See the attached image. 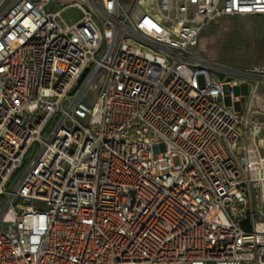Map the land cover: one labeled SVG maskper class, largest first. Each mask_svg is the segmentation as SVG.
I'll return each instance as SVG.
<instances>
[{"label":"built area","instance_id":"obj_1","mask_svg":"<svg viewBox=\"0 0 264 264\" xmlns=\"http://www.w3.org/2000/svg\"><path fill=\"white\" fill-rule=\"evenodd\" d=\"M58 1L0 0V264H264V65L199 50L264 0Z\"/></svg>","mask_w":264,"mask_h":264},{"label":"rangeland","instance_id":"obj_2","mask_svg":"<svg viewBox=\"0 0 264 264\" xmlns=\"http://www.w3.org/2000/svg\"><path fill=\"white\" fill-rule=\"evenodd\" d=\"M60 2L58 0H52L51 5L49 6L50 9L55 10L57 8V5ZM62 19L66 22V24H72L74 23L77 18L79 17V12L76 9L70 8L62 12L61 14ZM264 21V16H244V17H231V18H224L221 19L217 24H213L208 26L206 28L201 37H219L215 43L211 46V48L218 53V56L221 57L223 53L225 67L233 68V69H248L251 67H256V65H246L247 60H250L253 58L255 61H259L264 65V36L259 37L256 34L250 35L249 33H245L240 29H230L227 32H222L221 27L225 25H230L234 23H238L241 21H256V20ZM223 33V35L221 34ZM201 52V51H200ZM201 54L204 56V59L207 60V56L203 52ZM258 59V60H256ZM211 71L214 74V77L218 80H224L228 79L229 77H232L233 75L236 77H243L246 78V76H241L239 74H235L232 70L222 68L216 65H211ZM254 74L259 72H253ZM232 75V76H231ZM249 77V76H247ZM199 82H203V78L201 77ZM264 85L263 83H260L259 86ZM252 89V83L251 84H241L234 88L233 95L237 97H248L250 95ZM89 104L91 105L94 102L95 98V92H90L89 95ZM264 114V108H261ZM260 119H264L263 116H260ZM261 137L264 139V131L261 135ZM174 163L176 164L177 161L174 160ZM44 207V206H42ZM256 213H259L258 210H256Z\"/></svg>","mask_w":264,"mask_h":264},{"label":"crops","instance_id":"obj_3","mask_svg":"<svg viewBox=\"0 0 264 264\" xmlns=\"http://www.w3.org/2000/svg\"><path fill=\"white\" fill-rule=\"evenodd\" d=\"M218 22H214L213 24H217ZM208 28V27H207ZM230 29H240L245 33H249L250 35H257L259 37L264 36V21L261 20H256V21H241L238 23H234V24H230V25H225L221 27V31L222 32H227ZM223 35V33H221ZM202 36V35H201ZM219 37H201L200 39V45H199V50L201 52H203L205 55L207 56V61L211 64V65H216L222 68H226L229 70H232L233 72H238V70H251L254 68H258L260 66H262V63H260L259 61H255L254 56L252 59L247 60V63H245L246 65H256V67H251L248 69H233V68H229V67H225V64L223 63L224 61V56L225 54L223 53V55H221V57L218 56V53H216L211 46L213 45V43H215L217 41ZM258 60V59H256ZM246 97V96H245ZM257 100H255L253 102V105H251V107L253 108V112L254 114L257 113V109L258 108H264V85H261L259 87L258 90V96H257Z\"/></svg>","mask_w":264,"mask_h":264},{"label":"bare ground","instance_id":"obj_4","mask_svg":"<svg viewBox=\"0 0 264 264\" xmlns=\"http://www.w3.org/2000/svg\"><path fill=\"white\" fill-rule=\"evenodd\" d=\"M205 60V59H204ZM206 61V63L207 64H209L210 65V63L207 61V60H205ZM262 69V66H260V67H258V68H254V69H249V70H238V72H240V73H242V74H245V73H248V72H259L260 70ZM260 87V86H259ZM259 87H258V89L257 90H255L254 92H253V95H252V98H251V105L252 106H254L253 105V102L255 101V100H257V96H258V90H259ZM260 144H264V139H262L261 141H260Z\"/></svg>","mask_w":264,"mask_h":264}]
</instances>
